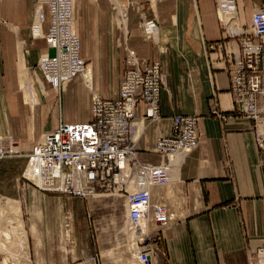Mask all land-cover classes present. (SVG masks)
<instances>
[{
  "label": "crops",
  "instance_id": "obj_1",
  "mask_svg": "<svg viewBox=\"0 0 264 264\" xmlns=\"http://www.w3.org/2000/svg\"><path fill=\"white\" fill-rule=\"evenodd\" d=\"M44 3L43 35L49 23L47 0ZM78 3L75 0L74 5ZM22 5L21 0H3L0 16L11 25L9 34L17 28L32 37L33 29ZM260 8H264V0H98L87 34L81 18L76 19L75 9L74 29L80 55L91 72L94 94L118 97L124 56L119 73L114 39L121 33L124 41L118 43L124 50L129 45L139 57L160 63L161 117L157 122L144 119L135 124L141 160L159 161L151 149L159 136L170 134L172 116L193 114L199 118L198 146L173 170L169 186L152 188V203H165L177 219L162 230L151 264L264 263V250L259 252L257 263L253 258L255 251L264 247V153L256 145L252 121L235 111L228 74L231 58L239 53L238 39L251 34V16ZM88 37L91 39L86 42ZM18 42L16 48L25 54L26 65H35L37 53L32 50L36 47L40 55L47 53L44 40L33 39L31 50H24L23 42ZM9 43L7 39L8 47ZM212 44L216 47H209ZM2 48L6 50L7 46ZM38 85L45 102L39 101L37 113L44 121L51 117L55 104L57 122L90 119L89 93H93L80 76L63 87L62 98L55 104L51 101L59 93L50 87L45 89L42 81ZM142 112L140 105L135 120ZM42 128L45 133L50 126ZM39 195L47 206V215L53 216L48 217L52 223L43 224L45 228L55 232L62 229L63 237L74 241L79 227V264H142L136 254L134 232L129 234L127 226L122 230L128 232L130 240L123 243V250L100 257L88 243L85 199L44 192ZM63 247L44 245L43 264H68L71 257Z\"/></svg>",
  "mask_w": 264,
  "mask_h": 264
},
{
  "label": "built area",
  "instance_id": "obj_2",
  "mask_svg": "<svg viewBox=\"0 0 264 264\" xmlns=\"http://www.w3.org/2000/svg\"><path fill=\"white\" fill-rule=\"evenodd\" d=\"M47 10V55L38 68L49 84L61 91L87 64L73 31L72 0H47ZM238 45L239 53L228 65L229 90L235 111L252 121L256 145L264 153V8L252 14L251 34L239 37ZM162 84L160 63L139 57L128 45L118 97L92 96L88 121L60 120L27 153L36 174L31 184L40 192L82 199L123 197L142 264H151L161 232L171 222L168 207L151 202V188L171 181L173 170L198 146L201 136L196 115L177 114L171 117L170 134L159 136L151 149L159 161L138 157L135 124L144 119L159 121ZM140 105L143 112L135 120ZM215 115L223 118L217 112ZM16 142L15 137L0 136V161L17 156ZM147 221L151 224L141 228Z\"/></svg>",
  "mask_w": 264,
  "mask_h": 264
},
{
  "label": "rangeland",
  "instance_id": "obj_3",
  "mask_svg": "<svg viewBox=\"0 0 264 264\" xmlns=\"http://www.w3.org/2000/svg\"><path fill=\"white\" fill-rule=\"evenodd\" d=\"M2 1L0 0V7H2ZM21 1L22 7L27 14L31 31L34 27L35 17L39 14L40 19L38 24L41 25V34L39 35L40 37H36L32 31L31 37L30 34L27 36V33H25L24 35L22 30L19 31L16 28V32L11 35L8 33L10 31L9 26L11 25L5 24L0 16V136L15 137L16 141L18 140L16 142L18 146L17 151L19 150L17 156L0 161V245L3 246L0 249V264H43V260L41 261V259L44 255V245L49 244L66 246L65 249L71 257L68 264H79V227L74 241L72 239L66 240L62 235V229L55 232V230L45 228L43 224L45 222L52 223L53 220L48 217L53 216L47 215V206L44 205L43 197L39 195L40 191L35 189L31 184L34 180L27 179L24 175V168L28 162L27 153L30 146L40 140L45 134V129L42 126L47 124L51 129L58 123V106L55 103L62 98V91H59V95L51 101L55 104L51 117L45 121L41 119L37 110L40 107L39 101L44 103L45 97L38 84H41L42 81L45 89L51 86L38 68V64L44 53L40 55L39 48L36 47V50H32L33 53H37L35 65H26L25 54L20 52V47L18 50L16 47L18 46V41H22L24 50H28L33 46V39L43 40L45 24L42 29V22L43 20L45 22L46 19V3H44L46 0ZM73 3H75V0H73ZM97 3L98 0H79L78 5L75 6L73 4L76 9V19L81 18L86 34L88 33L89 23L94 15V5H97ZM114 11H118L117 8ZM117 16L121 17L119 14ZM31 20L32 23H30ZM5 35H7L6 38ZM7 39L9 42L11 41L9 43L10 47L6 44ZM85 39L88 42L91 38ZM114 40L117 46L115 56L119 60L117 70L120 73L121 59L125 54V50L118 41L120 43L124 41L123 33L118 35ZM5 45L7 49L3 50L2 47H6ZM83 59L86 61L84 57ZM86 64H88L87 61ZM13 84H17V86L14 87ZM28 86L31 87L32 93L37 98L36 105H31L30 101L26 99L27 95L25 91ZM88 87L90 90L87 89L92 92L91 86ZM89 94L90 100L93 95H96L94 93L92 96L91 93ZM3 104L8 105V108L6 105L3 108ZM85 203L87 207L86 212L88 213L87 220H89L88 227L90 228L88 243L100 257L101 255L112 254L115 249L121 252L123 250V243L126 240H130L129 234L133 232L126 220L123 197L118 195L90 197L85 199ZM60 221L63 224V220ZM78 225L79 219H77ZM124 226H127L129 234L122 230ZM73 246H76L74 250ZM263 248L259 247L258 250H262ZM257 251L253 254V258H256ZM256 260L254 261L255 263H257Z\"/></svg>",
  "mask_w": 264,
  "mask_h": 264
},
{
  "label": "bare ground",
  "instance_id": "obj_4",
  "mask_svg": "<svg viewBox=\"0 0 264 264\" xmlns=\"http://www.w3.org/2000/svg\"><path fill=\"white\" fill-rule=\"evenodd\" d=\"M73 2V0H72ZM74 4V3H73ZM39 14L36 15L35 17V21H34V27H33V32H34V35L36 37H40L39 35L41 34V29H40V25L38 24L39 23ZM74 19H75V7H74ZM73 31L75 32V29H74V22H73ZM76 34V33H75ZM43 40L45 41L44 39V35H43ZM46 44V43H45ZM21 52V51H20ZM47 53L44 52V54L42 55V58L40 61H42V59H44L46 57ZM22 64H23V60H22ZM80 77H82L83 81H84V84L85 86L90 90V88L88 86H91L92 85V81H91V72L88 70V68L86 67L85 70L79 75ZM50 85V84H49ZM50 88L54 91H56L57 93H59V90L55 87H53L52 85L50 86ZM92 90V89H91ZM93 92V91H92ZM25 94L27 95V100L30 101L31 105H36L37 103V98H35V95L32 93L31 91V87L28 86L26 88V91H25ZM94 96V95H93ZM25 97V96H24ZM25 100V99H24ZM39 106V105H38ZM31 107H34V106H31ZM35 108V107H34ZM37 110V109H36ZM36 110H34L36 112ZM34 112V113H35ZM147 120V119H146ZM58 124V123H57ZM18 141V140H17ZM18 149V146L16 147V150ZM19 152V150H18ZM173 174V173H172ZM24 175L26 176V178L28 179H32L34 181H36V174H35V169L33 167V165L29 162L26 163V166L24 168ZM24 177V176H23ZM173 179H171V181L169 183H167L166 185L164 186H153L152 188H164V187H167L171 184ZM152 188H151V193H152ZM58 196V195H57ZM108 196H116V195H108ZM96 197V196H95ZM124 200V199H123ZM151 202H152V194H151ZM163 203V202H162ZM165 204V203H164ZM176 214V213H175ZM170 217H171V221L173 220H176L177 219V216L175 218V216H171L170 214ZM151 222L150 221H147V222H144L142 223V226L141 228H143L144 226L146 227L147 225H150ZM12 229V228H11ZM134 235H135V238H137V235L136 233L134 232ZM2 245H0V249H2ZM3 252V251H2ZM139 264V263H138ZM260 264H264V263H260Z\"/></svg>",
  "mask_w": 264,
  "mask_h": 264
}]
</instances>
